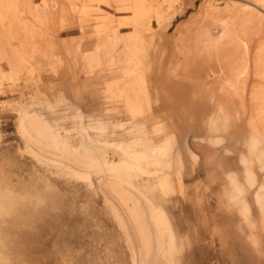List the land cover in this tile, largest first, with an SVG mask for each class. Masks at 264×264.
Returning a JSON list of instances; mask_svg holds the SVG:
<instances>
[{
  "label": "rangeland",
  "instance_id": "374dc122",
  "mask_svg": "<svg viewBox=\"0 0 264 264\" xmlns=\"http://www.w3.org/2000/svg\"><path fill=\"white\" fill-rule=\"evenodd\" d=\"M49 1L52 10L62 6L68 7L69 12L58 13L55 22H47L42 0H0V10L6 13L2 29L8 39V50L24 72L31 75L29 79H33L23 88L9 90L5 81L8 56L0 51V264H5L2 260L6 255L12 258V264H18L23 258L22 244L34 242L33 264H55L53 240L66 242L71 252H77V264H138L133 233L115 203L102 191L94 173L48 159L26 145L16 129L15 107L20 103L27 109L47 97L53 105L64 108L68 96L94 113L91 101L99 102L106 88L117 90L125 87L130 77H140L150 89L153 109L158 107L155 99L160 98L163 104L160 114L174 112L180 128L188 134L191 149L201 156L209 147L205 145L206 134L199 119L208 115L209 106L200 95V87L190 81L198 80L214 91L216 78L207 76L205 70L183 67L184 64L174 67L172 60L181 53L184 63H188L195 56L192 43L210 1ZM212 4L228 11L234 19L237 17L231 26L236 44L224 56L228 66L223 74L238 67L242 81L232 97L231 108L239 111L229 130L236 131L239 137L261 128L263 132L264 114H259L263 104L256 97L259 94L254 93L264 96V57L262 67L256 59V53L264 50V20L253 14L258 11L264 15V0H213ZM137 10L144 13L142 18L148 16L151 23L147 24L146 20L141 26L131 28ZM243 13L246 18L239 21L238 16ZM38 14L40 18L36 17ZM14 15H20L16 18L19 22L14 20ZM191 21L194 23L190 24ZM215 32L216 29L210 30L211 35ZM106 33L112 48L109 60L92 69L85 68V60L93 56L94 45ZM203 45L204 42L200 43L201 48ZM189 100L193 107L189 108ZM220 102L225 103L224 96ZM193 112L195 121L188 116ZM153 113L152 116L157 115L156 110ZM229 130L225 128L220 135L227 137ZM226 148L233 152L243 150L227 141L218 151ZM231 157L230 164L236 168L237 179L243 186L246 180L235 157ZM219 174L217 171L214 182L201 180L204 192L200 191L199 195L203 208L198 227L213 231L204 216L206 202L210 201L211 223H225L220 227L228 223L225 228L239 235L230 240L231 249L240 252L239 261L264 264V212L254 200V191L245 193L247 214L234 209L229 213L218 211L215 201L220 199L226 185L219 180ZM193 177H202L200 167L195 169ZM40 213L47 216L42 223L36 220Z\"/></svg>",
  "mask_w": 264,
  "mask_h": 264
},
{
  "label": "bare ground",
  "instance_id": "6f19581e",
  "mask_svg": "<svg viewBox=\"0 0 264 264\" xmlns=\"http://www.w3.org/2000/svg\"><path fill=\"white\" fill-rule=\"evenodd\" d=\"M42 1L43 16L47 22H55L58 13L69 12L68 7L62 6L52 10L50 1ZM209 1L208 11L202 15L203 20L192 43L196 49L195 56L188 63H184L180 53V57H175L172 64L174 67L184 64L183 67L186 68L202 69L207 76L216 78L213 83L214 91L207 89L198 80L189 81L200 87V95L209 106L208 115L199 119L200 128L206 134L203 139L211 149V153L205 155L202 169L207 172L208 167L213 166L222 171L223 183L226 185L217 201L219 206L234 208L247 214L245 193L253 190L254 200L261 212H264V131L261 132V128L258 132L239 137L236 131L232 133L229 130L239 111L238 108H231L232 97L242 81L240 73L238 75V67L229 74H223L228 66L224 56L229 55L231 46L236 44L231 26L237 17L234 19L228 11L216 8L212 4L213 0ZM142 13L137 10L135 18L130 22L131 28L141 26L142 21L148 20L147 24L151 23L148 16L142 18ZM14 16V20L20 18V15ZM253 16L264 20V15L258 11ZM36 17L40 18V14ZM238 17L239 21H244L246 13ZM5 18L6 13L0 10V51L7 54L9 64L5 81L9 90H18L32 83L33 79H29L31 75L24 72L8 50V39L2 29ZM9 21L11 23V19ZM211 29H216L215 35L210 34ZM108 38L109 34L106 33L94 45L91 53L93 56L84 62L85 68L92 69L109 60L112 48ZM203 42L201 48L200 43ZM263 57L264 50L260 49L256 53L259 67L263 66ZM1 86L0 81V93ZM254 94H259L256 97L263 104L259 114H264V96L258 92ZM222 96L225 97V103L220 102ZM99 100L91 104L90 108L96 110L94 113L68 99L64 108L53 105L47 97L44 102L27 109L19 103L15 107L17 132L26 145L29 144L39 155L59 160L71 168L94 173L96 178L99 177L97 179L101 182L102 191L117 205L133 233L138 264H177L178 256L187 253L199 242L198 225L192 228L184 221V208L187 206L181 207L171 202L168 192L185 189L182 203L193 202L199 206V178L193 177L199 163L198 155L189 147L188 134L180 128L174 112L160 114L163 112L160 105L163 104L158 97L155 99L158 107L153 109L150 105L152 97L144 79L130 77L125 87L117 90L108 87ZM189 102V108L193 107L192 101ZM154 110L157 111L155 118H148L155 115ZM188 116L196 120L195 112ZM225 128L229 130L227 137L220 135ZM227 141L239 145L243 150L233 152L226 148L218 151V147ZM208 155L212 156L210 161L206 160ZM231 156L235 157L246 180L243 186L236 178L234 167L230 165ZM147 179L156 181L162 187L160 196L155 197L145 186L144 181ZM208 240L214 252L209 237ZM57 251L65 254V264H77L76 256L60 244ZM205 252L207 255V251ZM172 259L175 260L174 263H171Z\"/></svg>",
  "mask_w": 264,
  "mask_h": 264
},
{
  "label": "crops",
  "instance_id": "0c3cea01",
  "mask_svg": "<svg viewBox=\"0 0 264 264\" xmlns=\"http://www.w3.org/2000/svg\"><path fill=\"white\" fill-rule=\"evenodd\" d=\"M67 99L69 101L75 103V104H78L79 106H85V105H81V104L77 103L76 101L70 100L68 98V96H67ZM91 102H94V100ZM153 117L154 116H152L151 119L155 118V117L154 118ZM148 118H150V117H148ZM188 144H189V141H188ZM189 147H190V145H189ZM193 152L196 153L195 151H193ZM208 153H211V149L210 148L208 149L207 147H206V150L204 151V153L203 152L201 153V156L196 153L198 155V162H199L198 167H200L201 172H202V177L199 178V193H200V191H203L201 180L202 179L203 180L209 179L211 182H214L216 180V172L217 171H219V173H220L219 174V180L221 182L223 181L222 171L219 170L218 168H214L213 166H209L207 172L203 171V169H202L203 161L206 158L205 155H207ZM231 158L232 157L229 158V161ZM211 159H212V156L208 155L206 160L210 161ZM235 163H236V160H235ZM230 165H232V164H230ZM234 169H236V168L234 167ZM210 174H211V176H210ZM235 175L237 178L236 172H235ZM97 178H99V177H97ZM99 182H100V180H99ZM144 184L148 189H150L151 193L155 197H158L162 194V187L160 185H158L156 183V181H153V180L149 181L147 179L144 181ZM100 185H101V182H100ZM169 192H171V191H169ZM169 192H168V195H169V199L171 202H173L176 205H180L181 207L187 206L186 208H184V214H185L184 221L189 226H191L192 228H194L196 225H199L200 224L199 219L201 218V209L203 208L201 205L202 204L201 200L199 202V206L195 205L193 202L191 204L190 203H182V198L186 194L185 189L179 190L178 192H173L174 194H169ZM174 197H177V198L174 199ZM206 203H207V210L204 211V216L206 217L207 220H209L207 226H211L213 231H211V232L208 231L207 227H206L207 229L197 227V235L199 236V242L195 246H193L190 250H188L187 253H184V254H181L180 256H178L176 263L177 264H211V263L214 264L216 262V264H242L239 261V259L237 258V255L240 252L232 250L231 249L232 244L230 242L232 237H238L239 236L238 233L237 232H235V233L229 232V230L227 228H225L228 225V223L226 225H224L225 227H220L221 225L225 224V223H222L221 221L211 223L210 215L212 212L210 213V210H209V205L211 204V202L208 201ZM116 207H117V205H116ZM215 208L218 211L227 212V213L233 212L232 210L234 209V208L220 207L219 203L217 201H215ZM117 209H118V207H117ZM234 210L237 211V209H234ZM118 211H119V209H118ZM119 213L121 214L120 211H119ZM46 217H47L46 215L40 213V214H38V216H36V220H40L42 223ZM121 217L123 218L122 214H121ZM123 220L125 221L124 218H123ZM208 237L213 243L214 252L212 249V245L210 244V241L208 240ZM51 244H52V248L54 249V251L57 254V259H56L55 264H65V254L58 252L57 247L60 244V246L62 248H65L66 251L69 250L71 252V249L68 247V244L66 242H60L57 240H53ZM172 244H173V242H172ZM22 245L23 246H22L21 254H22L23 258L21 260H19L18 264H33L34 250L36 249V247H34V245H36V243L34 242V243L22 244ZM204 247H205V249H204ZM205 251H207V255H206ZM204 252H205V254H204ZM71 253H73L75 256H77V252L72 251ZM204 259H206V260H204ZM26 260L30 261V262H27ZM2 261L5 264H12V258L9 257L8 255L4 256ZM174 261L175 260L172 259L171 263H174Z\"/></svg>",
  "mask_w": 264,
  "mask_h": 264
}]
</instances>
